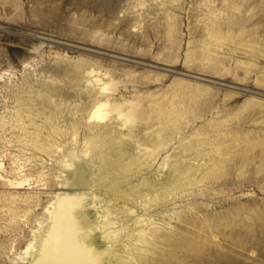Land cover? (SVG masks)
I'll return each mask as SVG.
<instances>
[{
    "label": "rangeland",
    "instance_id": "obj_1",
    "mask_svg": "<svg viewBox=\"0 0 264 264\" xmlns=\"http://www.w3.org/2000/svg\"><path fill=\"white\" fill-rule=\"evenodd\" d=\"M106 100L108 117L91 118ZM154 101L181 111L177 125ZM132 106L154 111L124 124ZM89 139L137 159L123 189L174 184L176 159L196 171L124 217L197 232L203 252L166 263L264 264V0H0V264L26 263L58 193L90 191ZM157 245L151 256L171 252Z\"/></svg>",
    "mask_w": 264,
    "mask_h": 264
},
{
    "label": "bare ground",
    "instance_id": "obj_2",
    "mask_svg": "<svg viewBox=\"0 0 264 264\" xmlns=\"http://www.w3.org/2000/svg\"><path fill=\"white\" fill-rule=\"evenodd\" d=\"M213 36L222 43L227 39L220 34ZM108 83L101 85L104 92L109 89ZM154 102V110H157L164 119L169 118L175 111V117H171V121L177 125L176 122L181 117V111L175 107H170L168 104L160 103V101ZM108 105V100L97 102L95 108L92 109L93 112L90 113V117L99 121L106 119L110 113ZM134 107L132 106L127 112L118 109L124 124L140 115L151 117L154 111L151 109L139 114ZM212 143L217 148L222 145L219 140ZM163 144V140L158 141V145ZM85 148L87 155L88 153L91 155L93 166L91 179L83 177V179L86 178L84 182L91 186L90 191L60 192L53 201L47 204V224L35 235V241L24 249L26 253V256L22 257L23 261H26L24 264H134V262L137 264H152L151 262L153 264H168L170 262L167 261L166 263V257L174 255L173 252H181L184 259L185 253L193 254L196 252L199 254L201 250L203 252L202 247L205 244L198 241L197 238L200 236L195 234L197 232H192L193 235L186 236L184 232L176 233L166 230L165 227H153L152 216L139 217L133 227L132 223L129 224L124 219V217L135 214L138 211V206L148 209L153 203L163 199V195L172 194L176 188L194 183L195 170L192 171L191 166L183 169L177 159L173 163H168L178 172L177 179L172 185L168 184L164 185L163 188H156L157 184L154 182L142 180L129 185L128 189H123L122 183L127 180V176L137 163V159L131 157L124 162L126 160L124 153L114 155L112 152L114 146L99 139H89ZM118 148L120 149V146ZM134 156L137 155L134 154ZM205 157L207 156L205 155ZM217 166L221 170L226 168L225 162L220 161L210 167L205 166V175L211 174V172L215 173L214 167ZM21 182L24 183V181ZM65 183L69 185L71 181L67 180ZM85 188L87 187L85 186ZM159 242L169 245L172 248L170 249L171 252L163 248L160 256H151L150 253L156 254L157 243ZM197 254H194L193 257L196 258L195 255ZM184 262L181 259L177 263L184 264ZM177 263L173 262V264Z\"/></svg>",
    "mask_w": 264,
    "mask_h": 264
}]
</instances>
